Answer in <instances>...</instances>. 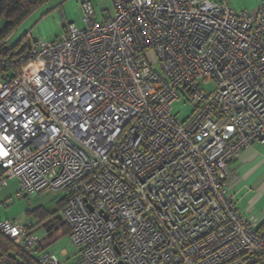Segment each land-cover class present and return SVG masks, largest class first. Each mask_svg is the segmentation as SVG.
<instances>
[{
  "label": "built area",
  "instance_id": "1",
  "mask_svg": "<svg viewBox=\"0 0 264 264\" xmlns=\"http://www.w3.org/2000/svg\"><path fill=\"white\" fill-rule=\"evenodd\" d=\"M111 4L103 22L84 3L83 27L27 36V63L0 73V190L64 192L78 258L40 251L33 226L0 234L39 264H264V230L229 192L231 161L264 143V6Z\"/></svg>",
  "mask_w": 264,
  "mask_h": 264
},
{
  "label": "rangeland",
  "instance_id": "2",
  "mask_svg": "<svg viewBox=\"0 0 264 264\" xmlns=\"http://www.w3.org/2000/svg\"><path fill=\"white\" fill-rule=\"evenodd\" d=\"M90 3L95 19L98 22L113 17L111 0H49L28 16L9 36L8 43L13 45L28 36L29 41H50L64 34L66 27L74 24L83 27L82 5ZM6 18L0 19V29L7 24ZM202 88L209 93L214 88L210 79ZM191 113V107L183 101L172 105V114L184 120ZM17 180H11L8 186L0 190V220L12 221L21 225L33 226L34 234L40 239L46 237V231L40 227L43 219L49 218L59 203L65 199L64 192L43 191L33 195H19ZM52 231V228L49 230ZM46 250L53 253L59 260L74 261L78 258V249L70 242L69 234L52 231L43 243Z\"/></svg>",
  "mask_w": 264,
  "mask_h": 264
},
{
  "label": "trees",
  "instance_id": "3",
  "mask_svg": "<svg viewBox=\"0 0 264 264\" xmlns=\"http://www.w3.org/2000/svg\"><path fill=\"white\" fill-rule=\"evenodd\" d=\"M49 0H0V19L6 18L7 24L0 29V45L5 41L11 33L37 8L45 4ZM29 47V42L27 36L21 39L10 49H4L0 47V52L3 54L7 66L5 69L0 68V73L7 76L13 77L16 75L20 69L27 63L26 61H17L19 57L27 48ZM66 197L58 205V210H56L49 218L43 219L41 223L54 218L55 216L61 215L62 210L66 205ZM53 227H57L56 230L62 234L68 235L69 228L66 224L59 219L52 220ZM40 224V225H41ZM48 227V226H47ZM34 230V228H32ZM261 229V228H260ZM52 231L53 228H52ZM52 231H48L50 234ZM46 237L44 240L41 239L39 244V250H46V246L43 245L44 241L48 239ZM0 264H39L37 258L21 249L20 247L14 245L9 239L0 234Z\"/></svg>",
  "mask_w": 264,
  "mask_h": 264
},
{
  "label": "crops",
  "instance_id": "4",
  "mask_svg": "<svg viewBox=\"0 0 264 264\" xmlns=\"http://www.w3.org/2000/svg\"><path fill=\"white\" fill-rule=\"evenodd\" d=\"M230 1L235 11H256L264 6V0ZM229 168L232 174L229 192L234 196L237 209L242 215L253 218L257 226L264 230V143L256 142L242 150L231 161Z\"/></svg>",
  "mask_w": 264,
  "mask_h": 264
},
{
  "label": "water",
  "instance_id": "5",
  "mask_svg": "<svg viewBox=\"0 0 264 264\" xmlns=\"http://www.w3.org/2000/svg\"><path fill=\"white\" fill-rule=\"evenodd\" d=\"M54 219H59L60 221H62V216H61V215L55 216L54 218H52V219H50V220H48V221H46L45 223H43V224L40 225V227H42V228L45 229L46 234H47L46 237H49V236H50V234L48 233V231H49L51 228H53L54 231H56V230L58 229V226H57V227H53V225H52V223H51L52 220H54ZM47 226H48V227H47ZM46 237H44L43 240H44Z\"/></svg>",
  "mask_w": 264,
  "mask_h": 264
}]
</instances>
